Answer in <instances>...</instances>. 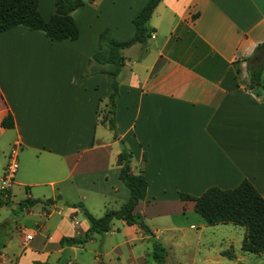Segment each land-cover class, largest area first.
Returning <instances> with one entry per match:
<instances>
[{
	"label": "crops",
	"instance_id": "obj_1",
	"mask_svg": "<svg viewBox=\"0 0 264 264\" xmlns=\"http://www.w3.org/2000/svg\"><path fill=\"white\" fill-rule=\"evenodd\" d=\"M145 1H85L70 12L73 39L53 40L20 24L0 31V120L12 118L11 126L0 124V175L12 146L17 162L0 194L9 201L17 186L20 211L39 210L35 230L16 233L13 264H77L76 245L101 232L79 244L60 245L59 238L88 227L80 206L98 216L126 199L115 160L121 145L131 153L130 170L147 181L133 210L153 234V218H169L174 228L205 223L179 191L199 194L246 178L264 199V71L260 88H248L244 60L264 40V0H158L145 44L121 49L110 129L102 116L114 64L92 57L97 35L131 36V18ZM37 8L47 19L53 0H38ZM25 199L36 201L25 206ZM102 232L119 235L107 248L116 258L145 264L148 251L134 254V234L143 233L136 224L111 218ZM33 235L42 236L35 245Z\"/></svg>",
	"mask_w": 264,
	"mask_h": 264
},
{
	"label": "trees",
	"instance_id": "obj_2",
	"mask_svg": "<svg viewBox=\"0 0 264 264\" xmlns=\"http://www.w3.org/2000/svg\"><path fill=\"white\" fill-rule=\"evenodd\" d=\"M38 0H0V31L13 25H24L28 28L39 29L45 36L53 40L73 39L78 35V28L70 12L75 7L90 0H53V11L47 19H43L37 8ZM158 0H146L131 18L133 33L125 39H115L107 35L102 29L97 35L98 49L92 57L99 62H111L114 69L108 74L111 78V90L107 96V110L102 118L107 120L108 127L113 128L114 97L117 94L116 75L123 64L124 56L121 49L132 43L144 45L150 36L146 21ZM105 49V53L100 50ZM246 61L248 82L247 87L256 89L261 86V75L264 71V40L253 47L250 54L244 57ZM2 126H11L12 118L6 113L0 120ZM131 153L121 145L116 153L118 164L117 175L127 187V197L117 208L105 209L98 216L92 215L81 207L83 215L88 220V227L78 235L61 236L60 245L79 244L86 241L93 232L106 231L111 218L123 219L127 224H136L150 241L148 254L155 264H164L165 247L153 236V233L143 221L142 215L133 210L134 205L146 193L147 181L141 171L132 172L129 161ZM180 199L193 201L192 208L198 213L206 224L233 223L244 226L240 240V248L246 251H264V199L246 178L231 187L220 188L208 186L199 194L177 192ZM36 199H25L21 204L27 206ZM80 205V204H79ZM229 258H235L229 250H222ZM63 261V260H62ZM38 264H48L46 261ZM237 264H244L237 261Z\"/></svg>",
	"mask_w": 264,
	"mask_h": 264
},
{
	"label": "rangeland",
	"instance_id": "obj_3",
	"mask_svg": "<svg viewBox=\"0 0 264 264\" xmlns=\"http://www.w3.org/2000/svg\"><path fill=\"white\" fill-rule=\"evenodd\" d=\"M21 196L17 186L11 187L10 200L3 199L0 194V264H13L14 258L11 255L15 253L21 244H17L15 236L17 232L25 233L34 231L35 225L33 219L37 217L38 207L34 206L30 214L22 213L18 207L16 199ZM169 218H153L150 220V226L156 229L153 236L158 239L165 247L164 264H237L240 261L244 264H264V251H246L240 248V240L244 232V226L240 224L215 223L181 225L174 228ZM20 224L18 231L16 225ZM141 232V231H140ZM136 235L134 240V254L150 251V241L145 234L142 237ZM94 239L76 245L77 254L73 256L77 264H126L123 256L119 259L114 256L112 251L107 248L111 242V236H119L104 232L96 233ZM103 236V237H101ZM42 236H34L31 244L39 243ZM8 239H10L8 241ZM7 243L4 248L2 246ZM30 244V245H31ZM124 251V247L122 248ZM222 250L231 251L235 258H229L222 254ZM99 253L100 260H95L93 255ZM103 251H108L103 254ZM12 252V253H11ZM137 253V254H136ZM54 254H50L48 261L53 259ZM145 264H155L149 255L145 259ZM67 264V263H66ZM68 264H71L69 262Z\"/></svg>",
	"mask_w": 264,
	"mask_h": 264
},
{
	"label": "built area",
	"instance_id": "obj_4",
	"mask_svg": "<svg viewBox=\"0 0 264 264\" xmlns=\"http://www.w3.org/2000/svg\"><path fill=\"white\" fill-rule=\"evenodd\" d=\"M16 166H17L16 146H12L8 151L7 160H6L5 165L2 168V172L0 175V189L1 190L5 191L10 186L13 173L16 170Z\"/></svg>",
	"mask_w": 264,
	"mask_h": 264
}]
</instances>
